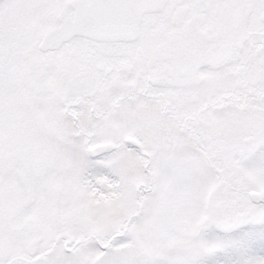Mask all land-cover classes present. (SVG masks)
<instances>
[{
  "label": "snow or ice",
  "instance_id": "snow-or-ice-1",
  "mask_svg": "<svg viewBox=\"0 0 264 264\" xmlns=\"http://www.w3.org/2000/svg\"><path fill=\"white\" fill-rule=\"evenodd\" d=\"M0 264H264V0H0Z\"/></svg>",
  "mask_w": 264,
  "mask_h": 264
}]
</instances>
